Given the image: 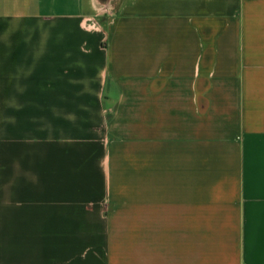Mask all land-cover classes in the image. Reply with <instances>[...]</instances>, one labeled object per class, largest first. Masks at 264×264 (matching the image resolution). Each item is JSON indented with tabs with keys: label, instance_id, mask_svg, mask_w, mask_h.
Instances as JSON below:
<instances>
[{
	"label": "crops",
	"instance_id": "1",
	"mask_svg": "<svg viewBox=\"0 0 264 264\" xmlns=\"http://www.w3.org/2000/svg\"><path fill=\"white\" fill-rule=\"evenodd\" d=\"M0 264H264V0H0Z\"/></svg>",
	"mask_w": 264,
	"mask_h": 264
},
{
	"label": "flooded vegetation",
	"instance_id": "2",
	"mask_svg": "<svg viewBox=\"0 0 264 264\" xmlns=\"http://www.w3.org/2000/svg\"><path fill=\"white\" fill-rule=\"evenodd\" d=\"M101 1V3H103V4H105L106 3V1H104V0H100ZM105 10H106V8H105Z\"/></svg>",
	"mask_w": 264,
	"mask_h": 264
},
{
	"label": "water",
	"instance_id": "3",
	"mask_svg": "<svg viewBox=\"0 0 264 264\" xmlns=\"http://www.w3.org/2000/svg\"><path fill=\"white\" fill-rule=\"evenodd\" d=\"M104 1H106V0H104Z\"/></svg>",
	"mask_w": 264,
	"mask_h": 264
}]
</instances>
